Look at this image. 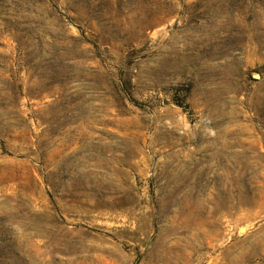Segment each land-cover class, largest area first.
Returning a JSON list of instances; mask_svg holds the SVG:
<instances>
[{"label":"rangeland","instance_id":"374dc122","mask_svg":"<svg viewBox=\"0 0 264 264\" xmlns=\"http://www.w3.org/2000/svg\"><path fill=\"white\" fill-rule=\"evenodd\" d=\"M0 264H264V0H0Z\"/></svg>","mask_w":264,"mask_h":264},{"label":"bare ground","instance_id":"6f19581e","mask_svg":"<svg viewBox=\"0 0 264 264\" xmlns=\"http://www.w3.org/2000/svg\"><path fill=\"white\" fill-rule=\"evenodd\" d=\"M151 123V122H150ZM38 129V128H37ZM43 140V139H42ZM58 142V141H57ZM149 145V144H148ZM52 163V162H51ZM56 165V164H55ZM55 169V168H54ZM43 201V200H42ZM74 206V205H73ZM235 206V205H234ZM68 208V207H67ZM69 209V208H68Z\"/></svg>","mask_w":264,"mask_h":264}]
</instances>
